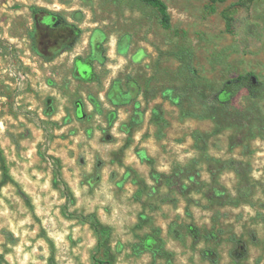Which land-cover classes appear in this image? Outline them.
Returning a JSON list of instances; mask_svg holds the SVG:
<instances>
[{
    "label": "rangeland",
    "instance_id": "rangeland-1",
    "mask_svg": "<svg viewBox=\"0 0 264 264\" xmlns=\"http://www.w3.org/2000/svg\"><path fill=\"white\" fill-rule=\"evenodd\" d=\"M161 1L0 0V264H264V0Z\"/></svg>",
    "mask_w": 264,
    "mask_h": 264
},
{
    "label": "trees",
    "instance_id": "trees-1",
    "mask_svg": "<svg viewBox=\"0 0 264 264\" xmlns=\"http://www.w3.org/2000/svg\"><path fill=\"white\" fill-rule=\"evenodd\" d=\"M142 4H144L145 6H149L152 7L153 9H155L158 13V17H159V22L162 28L164 29H168L170 27V18L167 12V7L165 5V3L161 0H139ZM34 19H35V23L37 26L39 27H43L44 29L49 30L51 27H53V25L55 24L54 20H53V15H51L50 13H44L41 14L39 17L38 16V11L34 12ZM50 19V23L48 25H43V21L44 19ZM38 27V28H39ZM78 64H81V66L85 69L90 70V75L88 77H85L84 74H80L79 72V67L77 66ZM76 76L81 78L82 80L85 81H91L93 80V77L91 75V66L89 65V63H82L80 59L76 60ZM253 82L255 84H261L257 77L254 76L251 73L245 74V75H239L236 78L226 82L224 84V86L221 88V90L217 93L215 100L219 103V104H225V101L222 100V97L231 92L233 94H235V91L237 89L240 88H245L247 90V92H249L250 94H254L253 88H256L253 86ZM94 108L99 112L101 110L100 108V104L97 101H93L92 102ZM111 122L114 120L113 116L111 114ZM99 222H95L94 223V231L98 232L99 231ZM103 247V245H99V249H101ZM99 262V261H98ZM100 263V262H99Z\"/></svg>",
    "mask_w": 264,
    "mask_h": 264
}]
</instances>
